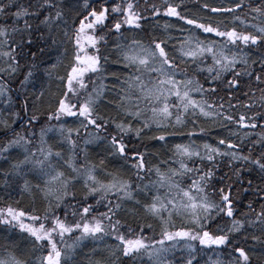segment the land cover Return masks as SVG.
Wrapping results in <instances>:
<instances>
[{"label": "snow or ice", "instance_id": "6c2138e0", "mask_svg": "<svg viewBox=\"0 0 264 264\" xmlns=\"http://www.w3.org/2000/svg\"><path fill=\"white\" fill-rule=\"evenodd\" d=\"M0 264H264V0H0Z\"/></svg>", "mask_w": 264, "mask_h": 264}, {"label": "trees", "instance_id": "16d2710c", "mask_svg": "<svg viewBox=\"0 0 264 264\" xmlns=\"http://www.w3.org/2000/svg\"><path fill=\"white\" fill-rule=\"evenodd\" d=\"M54 88H55V85H53V90H54Z\"/></svg>", "mask_w": 264, "mask_h": 264}]
</instances>
